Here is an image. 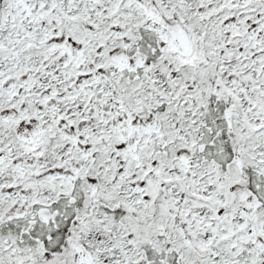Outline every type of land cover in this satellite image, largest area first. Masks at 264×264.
Instances as JSON below:
<instances>
[{"label":"snow or ice","instance_id":"6c2138e0","mask_svg":"<svg viewBox=\"0 0 264 264\" xmlns=\"http://www.w3.org/2000/svg\"><path fill=\"white\" fill-rule=\"evenodd\" d=\"M0 264H264V0H0Z\"/></svg>","mask_w":264,"mask_h":264}]
</instances>
